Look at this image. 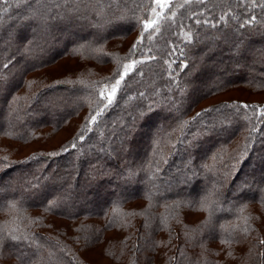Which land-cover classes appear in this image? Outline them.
Returning a JSON list of instances; mask_svg holds the SVG:
<instances>
[{
	"label": "trees",
	"instance_id": "trees-1",
	"mask_svg": "<svg viewBox=\"0 0 264 264\" xmlns=\"http://www.w3.org/2000/svg\"><path fill=\"white\" fill-rule=\"evenodd\" d=\"M152 4L0 3V135L44 142L42 129L77 117L55 148L16 159L0 144V229L27 237L0 243V264H91L77 245L108 231L119 264L156 252L155 264H264V101L200 106L229 88L264 89V0H172L159 31H144ZM132 32L118 60L100 49ZM80 54L110 65L20 92L27 73ZM129 61L109 104L104 89ZM194 210L200 220L182 224Z\"/></svg>",
	"mask_w": 264,
	"mask_h": 264
},
{
	"label": "rangeland",
	"instance_id": "rangeland-1",
	"mask_svg": "<svg viewBox=\"0 0 264 264\" xmlns=\"http://www.w3.org/2000/svg\"><path fill=\"white\" fill-rule=\"evenodd\" d=\"M171 1L172 0H166V2L163 3L162 5H158L153 0V4H152V7H151V10L149 13V17L147 20L148 21L155 20L157 22L155 26H158V23H159L162 15H163V13L165 12L166 8L169 6V3ZM153 9H155V12H153ZM155 26H154V28H155ZM152 29H149V30H152ZM134 34H135V32H132L131 34H128L124 38L118 37V38L112 40L110 43L106 42L105 44H103L100 47V49H102L105 53L117 52L119 57L118 58H112L111 60H118L119 58H121L126 53L128 45H129L130 41L133 39ZM263 44H264V42H263ZM263 44H262V46H263ZM112 51H114V52H112ZM111 62H113V61H111ZM133 63L134 62L129 61L125 65H129V64H133ZM75 65H77V66L74 67ZM90 65L91 66L93 65V67H96V68H104L106 71L108 65H110V64L107 63V65H105L103 63H97L93 59H91L89 57H85L84 55H81V54L76 55L75 57H72V56L71 57H66V56L57 57V59H55V61L45 65L43 68L27 73L25 75V84L22 85V87L20 88V92H26L27 91L26 82L28 80L30 82L32 80L34 82L36 81L37 84H38V82H42V84L44 83V85H45V84H49V83H54L56 81H60L63 78H64V80L78 79V78L82 77V73H83L80 69L82 67H84L83 69H85V68H87L86 66H90ZM71 67H74V68H71ZM105 71H102L101 74H99L98 76L102 75ZM124 71H125V69L123 67L120 76L121 75L124 76ZM120 76L117 79H119ZM114 85H115V81L109 87L104 89V95L106 96L107 99H109V98L112 99L114 97V95H116V92L114 95L112 94V87ZM229 89H227L228 91L222 92L219 95L216 94L215 96L204 100L202 103H200V106L205 105V104H209L212 102H217L219 99H230V98H237V99L250 100V101H253V100L264 101V89H260L257 91H254L252 89L239 88V87H233V89L232 88H229ZM76 118H72L70 121V124L63 125L62 127H60V129L58 131L53 130L52 128L42 129L41 130L42 132L45 131L44 134L45 133L49 134V135H43V134L39 135V137L42 138V140L43 139L45 140L44 142L39 140V141H34L31 144H24V143H19L16 141L9 140L5 136L0 135V144L6 143V145H10L11 151H10L9 155H10V157L16 158V159L23 156L26 152H28L30 149H32L31 148V147H33L32 145H35V146L40 145L39 148L41 150L55 148L64 139V138L62 139L61 135H62V133H64L65 127L71 126ZM76 121H77V119H76ZM39 137L37 139H40ZM16 147H18L17 150H16ZM143 203H145V200L139 199V201L136 202L135 207L141 208V206L144 205ZM189 213L190 214L188 216H185L181 220L182 224H185L187 222L188 224L193 225V224L197 223V221H199L201 216H202V213L198 210H194V211L189 212ZM58 228L61 229L60 227H58ZM63 233L65 235L68 233L70 234V230L68 228L66 229V227H65ZM110 234H112L111 231L105 232V235H103L104 236L103 240L101 239L100 241H97L99 243H96L95 245H92V246L87 245L86 247H84L82 244L77 245V248H79V253H78L79 257L82 260L85 259L86 261L90 262L91 264H119L120 261L117 260V261L113 262L111 260V256H107V254L105 253V250H104L105 243H106V237H108V235H110ZM154 255H155L154 257L152 256V258H154V259L151 260V264L152 263L155 264L159 260L161 261L163 253L159 254L156 252ZM217 258H218L219 264H243L242 259H239L238 261L232 260V256L231 257L228 256L226 258H225V256L224 257L221 256V257H217ZM2 262H4L5 264H13L14 263L13 259L10 257L9 258L7 257L5 260L2 259ZM123 262L125 263V259H123Z\"/></svg>",
	"mask_w": 264,
	"mask_h": 264
},
{
	"label": "snow or ice",
	"instance_id": "snow-or-ice-1",
	"mask_svg": "<svg viewBox=\"0 0 264 264\" xmlns=\"http://www.w3.org/2000/svg\"><path fill=\"white\" fill-rule=\"evenodd\" d=\"M6 2H7V0H0V3H6ZM154 2L156 4H158V5H162L163 3L166 2V0H154ZM153 12H155V9H153ZM156 23L157 22L155 20H151V21L146 20L145 23H144V31H148L149 29L154 28V26L156 25ZM155 30L156 31H159L158 28H155ZM149 36H151V32H149ZM134 63L124 66V69H125L124 75H127V71L134 66ZM117 74H119V73H117ZM117 74H114V77L113 78H115V75H117ZM121 80H123V75H121L119 79H116L115 85L112 87V94L113 95L117 91V89H118V87H119V85L121 83ZM108 103L109 104L112 103L111 98L108 99ZM197 115H199V113ZM93 119H95V118L93 117ZM11 206L12 207H15V202H13L11 204ZM22 238L23 239H27V237H21L20 235H17L15 233V231L10 232V233H5L2 229H0V243H2L5 239H11V240H14V241H19ZM261 242L264 243V241H261Z\"/></svg>",
	"mask_w": 264,
	"mask_h": 264
}]
</instances>
